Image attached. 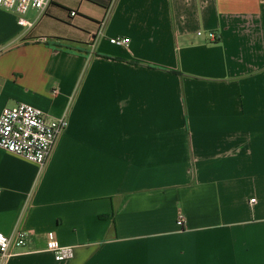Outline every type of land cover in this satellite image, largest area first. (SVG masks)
<instances>
[{"label":"crops","instance_id":"crops-1","mask_svg":"<svg viewBox=\"0 0 264 264\" xmlns=\"http://www.w3.org/2000/svg\"><path fill=\"white\" fill-rule=\"evenodd\" d=\"M25 18L0 7V113L68 125L41 168L0 148V232L28 233L0 264H264V0H51Z\"/></svg>","mask_w":264,"mask_h":264},{"label":"built area","instance_id":"built-area-1","mask_svg":"<svg viewBox=\"0 0 264 264\" xmlns=\"http://www.w3.org/2000/svg\"><path fill=\"white\" fill-rule=\"evenodd\" d=\"M50 1L0 0V7L17 14L20 25L30 26L32 22L25 18V14L32 9L45 10ZM75 14V10L70 12L72 16ZM209 37L212 40L218 38L212 32ZM109 41L115 45L126 46L129 38L117 36ZM67 125V111L59 117L50 118L39 108L27 103L4 107L0 113V148L20 155L41 168L49 160L59 136ZM177 223L182 225L183 217H180ZM27 241L28 233L22 229H16L10 235L0 232V262H4L12 254L13 248H24ZM45 249L50 251L56 260L70 259L73 256V248L59 244L52 232L47 234Z\"/></svg>","mask_w":264,"mask_h":264}]
</instances>
